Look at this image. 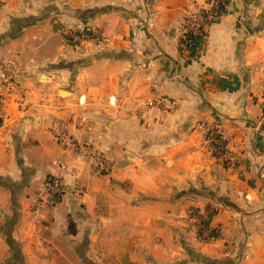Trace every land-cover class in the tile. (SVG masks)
I'll return each mask as SVG.
<instances>
[{
    "label": "crops",
    "instance_id": "crops-1",
    "mask_svg": "<svg viewBox=\"0 0 264 264\" xmlns=\"http://www.w3.org/2000/svg\"><path fill=\"white\" fill-rule=\"evenodd\" d=\"M193 1L0 0V97L7 61L22 82L1 114L0 264H264V0H229L190 54ZM55 176L66 193L37 205Z\"/></svg>",
    "mask_w": 264,
    "mask_h": 264
},
{
    "label": "built area",
    "instance_id": "built-area-1",
    "mask_svg": "<svg viewBox=\"0 0 264 264\" xmlns=\"http://www.w3.org/2000/svg\"><path fill=\"white\" fill-rule=\"evenodd\" d=\"M229 6V0H205L203 3L193 1L185 10V17L182 21V28L180 31V42L184 50L190 54L196 53L198 46L203 39L208 38L210 29L217 19L223 16ZM68 40L78 38L76 33L71 35L67 34ZM20 66L18 59L7 61L3 66L2 81L5 91L0 97V124L3 121L2 110L4 98L6 94L17 91L21 85ZM149 106H160L165 110H172L175 103L168 98L152 99L149 101ZM207 140L211 146L214 157L224 165H230L234 160L232 155L227 150V143L223 133L217 125L212 126L207 133ZM65 181L61 176H55L47 182L45 195H59L63 196L66 193ZM44 193L38 195L37 205L41 201L46 200L47 196ZM45 197V198H44ZM210 210V209H209ZM208 211L201 212L199 209L190 211V217L196 221L198 232L202 238L208 233V223L210 216L207 215Z\"/></svg>",
    "mask_w": 264,
    "mask_h": 264
},
{
    "label": "trees",
    "instance_id": "trees-1",
    "mask_svg": "<svg viewBox=\"0 0 264 264\" xmlns=\"http://www.w3.org/2000/svg\"><path fill=\"white\" fill-rule=\"evenodd\" d=\"M80 35H82V32L81 30H76ZM70 42H75L74 40L70 39L69 40ZM53 196H56L55 198H58V195H53ZM52 196V197H53ZM207 236L205 237V239L210 240L213 236H214V230L211 228V219H210V222L208 223V233L206 234Z\"/></svg>",
    "mask_w": 264,
    "mask_h": 264
},
{
    "label": "rangeland",
    "instance_id": "rangeland-1",
    "mask_svg": "<svg viewBox=\"0 0 264 264\" xmlns=\"http://www.w3.org/2000/svg\"><path fill=\"white\" fill-rule=\"evenodd\" d=\"M19 65H20V62H19ZM262 104H263V108H264V93H263V97H262ZM230 154H231V152H230ZM232 155V154H231ZM232 158H233V160H234V162H235V158H234V156L232 155ZM46 193L44 192V195H45ZM45 196H47V195H45ZM50 196H52V195H50ZM45 198V197H44Z\"/></svg>",
    "mask_w": 264,
    "mask_h": 264
},
{
    "label": "water",
    "instance_id": "water-1",
    "mask_svg": "<svg viewBox=\"0 0 264 264\" xmlns=\"http://www.w3.org/2000/svg\"><path fill=\"white\" fill-rule=\"evenodd\" d=\"M63 94H66V92H63Z\"/></svg>",
    "mask_w": 264,
    "mask_h": 264
}]
</instances>
